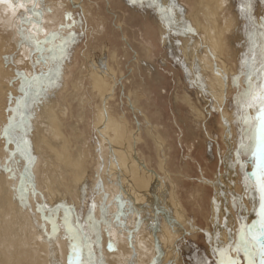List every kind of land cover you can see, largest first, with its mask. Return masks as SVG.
I'll list each match as a JSON object with an SVG mask.
<instances>
[{
  "label": "bare ground",
  "instance_id": "6f19581e",
  "mask_svg": "<svg viewBox=\"0 0 264 264\" xmlns=\"http://www.w3.org/2000/svg\"><path fill=\"white\" fill-rule=\"evenodd\" d=\"M133 1L128 0L130 3ZM155 1L158 3V10L155 11L154 17L156 26L160 28V44L164 50L174 52L173 46L176 40L178 42V31H184L187 26L181 22L179 8H176L179 16L175 14L174 0ZM103 3L108 6L107 0H103ZM198 3L193 23L188 25L190 36L187 34L182 38V61L179 67L185 78H188L187 84L197 89L199 108L192 106L189 97L183 98V104L190 108L193 114L191 117L190 114L186 115L184 122H187L189 131L195 126L208 136V140H213L212 134L206 131L205 127L213 113L210 108L212 100L210 101L206 94H209L210 99H214L215 111L216 107L217 110L221 109V112L227 109L226 102L232 89L230 85L237 87L242 83L244 86L246 73L243 72V64L249 62L248 56L253 53V48L257 49V43L262 45L264 33L260 34L262 38L259 33L258 37L253 38L251 33H246L240 28L231 30L233 20L226 15L227 0H198ZM256 7L257 5H254L255 14L259 11ZM30 9L40 14L39 21L22 24L21 16L26 20H33ZM102 17V10L95 0H0V264H52L51 259H55L57 254L55 248L60 245L62 248L70 246V252L73 251L74 258H77L79 254L73 250L74 236L76 231L82 234L84 230L78 222L75 206H84L83 196L89 186L96 196L99 195V201L96 198L97 204L90 207L86 221L89 226L86 230L98 241L103 229V241L108 243L109 249L118 247L120 258L113 264H150L149 260L153 254L155 259L164 260L162 264H178V254L172 251L168 255L169 251H163L162 247L165 249L167 246L166 250H171L174 248V240L186 236L192 239L199 235L204 238L214 264H227L229 260L247 264L243 251H240L243 260L240 254L234 252L235 243L240 242L241 247L245 240H251L253 234L259 235L260 220L257 213L260 211L261 199L257 178L253 175L256 171L255 161L253 171L244 175L245 179L253 184L244 202L243 182L237 184V163L240 157L238 153L243 146L241 142L236 147L233 146L230 121L226 118L221 121L225 129L226 150L220 152L221 149L217 148L219 165H222L223 171L216 172L212 179H206L202 175L199 179L202 184L198 186V191L200 190L201 194L196 195L194 205L204 199L202 194L208 191L207 188L212 192L207 227L200 231L196 224L187 218L177 198V183L181 182H176L175 178L173 180L169 173L166 155L168 146L159 134L160 131L152 127L145 115L141 116L145 121L143 124L144 130L147 129L146 135L156 153V171L146 165V159L139 158L137 149L144 142L140 140L139 130L131 134L130 148H127V145L120 146L118 130L121 125L110 115L112 111L108 108V102L113 97L105 91L112 81L114 85L118 81V84H121L122 81L115 79L116 73L111 76L114 68L104 66V57L99 61L96 55L94 56V49H91L93 40L91 45L87 41L82 51L86 53L88 49L91 50L93 57L88 59L89 62L77 66L78 74L70 81L69 67L76 57L78 41L87 30L88 24H99ZM80 23L85 27L80 26ZM236 26L235 23L234 27ZM90 29L93 30L92 26ZM52 33H55L57 38L52 43L43 45V53L35 51L27 39L30 37L35 41H43ZM123 42L126 43L125 40ZM177 48L178 46L175 49ZM101 49L105 55L108 49L100 46L98 52ZM206 52L208 55H205ZM90 53L86 56L89 57ZM112 56L116 57L115 52ZM136 67L138 69V66ZM189 74H192L191 79ZM261 74L264 76V72ZM34 77L36 79H33ZM202 78L208 80L210 89H204L198 84V81L202 82ZM251 79L254 83L259 82L257 76ZM68 90L71 95L69 99L74 103L76 111V117L67 126L74 141L72 146L60 128L66 127L67 110L63 107V99L55 103L56 115L54 113L51 119L49 112H46V107L51 105L49 96L62 98L63 93ZM136 93L128 96V104L130 110L138 114L140 111L135 105L141 102L142 98ZM246 101L240 102L239 110L241 113L248 108L255 111L256 107L254 122L257 128L259 102L254 101L251 96ZM89 104L93 108L91 119L89 115L92 109L89 111ZM30 105L34 107L33 116L29 115L27 110ZM28 115L32 116V119L30 128L26 129ZM90 121L93 127L90 129L94 135L85 129L91 127ZM28 136L35 145L27 140ZM92 138L98 140L94 146L90 143ZM233 148L237 158H233ZM49 165L51 168H48ZM53 174L59 178L62 174H69L71 180L67 185L62 184L65 185L64 191L68 198L62 194L57 198L59 188L54 181L56 177L54 179L51 176ZM49 182L51 187L48 186ZM53 185L57 188L56 191H53ZM48 197L50 202L46 201ZM232 200H235L238 209L243 210V213H235L236 217L230 207ZM68 202H71L70 206L66 205ZM130 203L133 208L128 210L132 213L127 215L125 207H130ZM160 224H163L165 232L160 230ZM244 232L248 239H245ZM62 237L70 238L66 245L65 240H61ZM99 243H102L101 239ZM164 243L165 246L162 245ZM23 246L33 248L29 247V253L24 251ZM85 248L88 257L81 256L79 264H102L103 259L95 261V250L91 243ZM164 252L168 256L161 259ZM41 255L47 258L46 263L42 262ZM105 255L110 257L107 253ZM53 262L56 263L55 260ZM154 264L159 263L155 260Z\"/></svg>",
  "mask_w": 264,
  "mask_h": 264
},
{
  "label": "rangeland",
  "instance_id": "374dc122",
  "mask_svg": "<svg viewBox=\"0 0 264 264\" xmlns=\"http://www.w3.org/2000/svg\"><path fill=\"white\" fill-rule=\"evenodd\" d=\"M151 1L153 2L149 3L147 0H134L132 3H130L128 2V0L127 2H125L124 0H119V2H117L116 0H107L108 2V6H107L104 3L102 4L103 0H95L96 3H99V6L103 13V17L100 18L99 24H97V22H95L96 24L93 22V25L88 24V28L86 27L87 30L84 32V35H82L80 37V40L78 41L79 43L76 42V44L78 43L76 57L73 59L72 63L70 64L71 68L69 67L70 69L69 72L71 74L70 81H73L74 78H76L77 76L75 74H78L77 66L84 64L86 61L89 62V60L93 57L92 54L90 53L91 50L89 49L86 53L82 52L84 51L83 45L87 43V41L89 44L93 40L94 43L91 49H94L93 50L94 56L96 55L97 60L99 61H101V58L103 59L104 57V63H103L104 66L107 67L108 65V67L111 66L110 67L111 69L114 68L113 69L114 71L112 70V73H110L111 76H113L114 73H116L114 75L115 79L116 80L121 79L122 81L121 84L120 83L118 84L119 81L118 82L115 81L117 85L116 84L114 85V81H112L108 89H106L105 91L106 93L112 95L113 97V98L111 97L112 99H110L108 102V108L112 111L110 115L111 117L117 119L119 124L121 125V129L118 130V137H119L118 142H120L119 143L120 146L124 147L127 145L126 147L130 148V145L132 143L131 134L136 133L139 130L141 132L139 134L140 140L144 141L143 144H140L139 148L137 149L139 158L140 160L146 159L145 160L146 165H149L150 168L152 167L156 171L157 168L156 153L152 147L150 139L146 135L147 129L145 128L144 130L145 124H143L145 121H143V117L141 116L142 114L145 115V117L150 122L152 127L157 128L160 131L159 134L161 135L162 139L165 140L168 146L167 147L168 151L166 152V155L168 157V163H169L168 169L170 170L169 173L171 174L173 180L175 178L177 179L176 182L178 181L181 182L180 184L177 183V189H178L177 198L180 204L182 205L183 209L185 210V214L187 215V218L192 222H194L200 231H204L207 227L206 224L208 223L207 217H209V213H208L209 200L212 197L211 196L212 192H210V188H207L208 191L202 194V196H204V199L202 198V200H199L197 205H194V203L196 202L195 197H197L199 193L201 194L200 190L198 191V186L202 184L201 182H199L201 175L204 176L206 179L208 178L212 179L216 172L221 173L223 171L222 165L221 166L219 165L218 152H217L218 147L221 149L220 152L226 150L225 140H224L225 129L223 127V124H221L222 118H226L230 121L229 127H230V133H232L231 137L234 143L233 146L236 147L240 142L242 143L243 146V148L239 150L238 153L240 157L237 163V167H238L237 173L239 175L237 184L243 182L242 186L244 187L245 190L244 202L246 201L245 198H248L247 196L250 192V188H252L251 186H253V184L250 181L245 179L244 175L248 172L251 173L255 166V158L253 157V151L255 146V132H256V126L254 122L256 107H254L255 111H251L250 108H248L243 113H241L239 110V104L240 102H244V101L247 102L246 100L248 99L249 96L253 97L255 95H259L260 88L262 85H264V76H262L261 74L262 64H264V38H262V35L260 36L262 32L264 33V20L262 19L264 18V0H254L255 1L254 3L251 2L250 0H236L235 1L236 3L233 2L234 0H227V7L229 10L226 8L227 10L226 15L228 18H230V20L231 19L233 20V24L231 23V30H233V28H240L246 33H251L253 38H256V36L259 33L260 38H262V43H261L262 45H259L257 43V45L255 46L257 49L253 48L252 49L253 53L248 56L249 62L247 61L245 62V64H243L244 66L243 72L246 73L244 77L245 80L244 86L242 85V83H240L238 85L239 86L238 89V86L236 87L235 85H230L232 89L230 90V94H229L230 97L228 96L229 99L226 102L227 109H225L224 112H221V109L217 110L218 109L217 107L215 111L214 99L212 98L210 99L209 94H206L208 99L210 101L212 100L210 108L213 113L209 121L206 123L205 127H206V131L212 134L211 136L213 140H208V136L203 131L196 128L195 126H192L193 130L189 131L187 127V122H184L186 115L190 114L189 116L191 117V115L193 114L191 113L190 108H188L186 105L183 104V98L189 97L192 106H194L195 108H199L198 107L199 101L197 98L198 95H196L197 89L194 86H191V84L190 85L187 84L188 78H185L183 72L179 67L180 62L182 61V54H181L182 38L187 34L190 36L188 25L191 26V24L193 23V18L194 16H196L195 10L196 8H198V4H199L198 0L197 2L196 0H174L177 6V7L174 6L175 7L174 12L177 16H179L178 10L176 8L180 9L181 22L184 24V26H187L185 27L184 31H181V29L180 31H178L179 33L178 42L177 40H176V44L175 42H173L175 45L178 46V48L175 49L177 46L175 47L174 45L173 46L174 52L172 51L168 52L164 50V47H162V45L160 44L159 41L160 28L156 26V20L154 17L155 11L158 10V3H156L155 0H151ZM155 4H157V6ZM131 5L133 6L131 7ZM254 5H257L256 8L259 9V11L256 14L254 13L256 11L253 10ZM94 11L96 12L95 7H94ZM77 20L78 22L80 21L78 17ZM235 23L237 24L236 27H234ZM80 24H81L80 26L85 27L84 24L83 25L82 23ZM104 24L106 25L104 26ZM91 26L93 30L90 29ZM180 26L182 27L183 25L180 23ZM231 38H232V32L230 39ZM123 40H125L129 46L126 45V43H124ZM100 46L106 47L105 50L108 49L107 51H105L106 52L105 55L103 54V50H102L103 48L101 49V51L98 52V48ZM95 50L96 52H94ZM88 52L91 54L89 55V57L86 56L87 54H89ZM114 52L116 55V57H114L115 60L112 56ZM205 55H208V53L206 52ZM223 57L224 60L226 61L227 59H225L226 58L225 53ZM238 65L239 63L237 64V66ZM136 66H138V69ZM253 76L254 77L257 76L259 82L254 83L251 79ZM191 78H192V74H189V79ZM207 83L208 80L205 78L204 79L202 78V82L198 81V84L201 85L204 89H210L209 88L210 86ZM69 91L70 90L63 93L65 96L62 94L63 95L62 98L49 96L51 97L50 100L51 105L49 107H46V112L50 113V114L48 113V116L50 117L49 119H51V116H54V113L56 112V108H54L55 103L63 101L62 103L63 107L67 110V115L65 119L66 127L65 129L64 126L63 127L59 126V127L63 129V134L66 140L68 141L69 145L72 146L74 141L71 138L72 135L70 133L71 132L70 128H68L67 126L76 117V111H75L74 103L72 104V102L69 99L71 97ZM135 92H137L136 95L142 98V101L139 102L137 105H135L136 108L139 109V111L141 112V113L139 112L138 114L136 112L133 113L130 110L128 104V102H130L128 96L131 97L132 93L134 94ZM96 104H98V102H96ZM204 107L207 108V106ZM33 108L34 107L30 105V107L27 109L29 115L33 116ZM89 111H91L90 112L91 114L89 115L91 119L93 117L92 114L93 108L91 107V105ZM29 115L26 119L27 120L26 129L27 128L29 129L31 126L32 116L29 117ZM229 115L231 117H229ZM136 121L138 122V124L136 123ZM90 126L91 127H85V129L88 133H92L94 135V133L91 131V129L93 128L91 121H90ZM128 135L130 137H128ZM88 136H90V134H88ZM38 138H40V135L38 136ZM27 140L34 144L33 141H30L29 136L27 137ZM96 140L97 138H92L90 140V143L93 144L92 146H94L98 141ZM121 143H123L124 145ZM88 146L91 148V145L88 144ZM233 152H234L233 158H237L236 156L237 153H235L234 148H233ZM54 167L56 168L57 164H55ZM48 168H51V166L49 165ZM51 176L54 179L56 177V175L54 174ZM66 176H68L67 179ZM66 176L62 174L60 178L56 177L57 180L56 179L54 180L57 182L56 185L59 188V192H57L58 197L57 195H55L56 193L53 194L57 198H60L62 195L65 198H68L66 196V192L64 191L65 185L62 186V184L67 185V182L71 180L69 174ZM48 186L51 187L50 182L48 183ZM56 190L57 188L53 185V191ZM89 193L91 195H89ZM95 196L96 193L91 191V186H89L86 189V192L83 196L85 201L84 206L79 205L80 207L78 208H76L75 206V212L78 213L77 215L78 222L82 227V229L84 230L82 231V234L80 233V231H76L75 233L76 238L74 236L75 242L73 241L74 242L73 250L77 252V255L79 254L78 255L79 257L77 256L78 259L74 258L75 254L73 251L70 252L69 250L70 243H69L68 244L69 247L67 246L68 248H62L61 245L55 248L56 249L55 252L57 254L55 255L56 256L55 259H51L52 264H54L53 260H55L56 262L55 264H60V263L65 264L66 260H67V264H79L80 257L86 255L85 246H87L88 243H91L94 247L95 261L97 260L100 261L101 259H103L102 264H113L116 263V261L120 258V255L118 253V247L115 246L114 249H109L108 243H105L103 241V234H104L103 229L100 232L98 241L96 240L94 235H91L86 230V228L89 226V224H86L87 223L86 221L89 217L88 214L91 208L95 205V203L97 204L96 200H98L97 197L99 195H97L96 197ZM46 201L50 202L49 197L46 199ZM131 204L132 203L129 204L130 207L129 206L127 208L125 207L127 215L132 213V211L131 212L129 211L130 208L131 209L133 208ZM66 205L70 206L71 202L66 203ZM230 207L231 210H233L232 213L235 217L238 212L243 213V210L238 209V207L236 206L235 200L231 201ZM259 212L257 213V215L260 220ZM145 226H147V224ZM159 228L161 231H164L163 224L162 225L160 224ZM244 236L245 239H248L247 234L245 232H244ZM83 237L85 240L83 239ZM69 239L70 238H64V239L63 237L61 238V240L63 241L65 240V245L67 244ZM100 239L102 243H99ZM165 240L167 241V239ZM84 242H86L87 244ZM235 244L236 247L234 249L235 250L234 252L240 254V251L239 252L237 251V248L240 246V242H236ZM162 245L165 246L166 244L164 243ZM29 247L27 246L24 247L25 248L24 251L25 252L28 251L30 253L31 252L30 248L31 247L33 248V246H31L30 248ZM173 247L174 248L171 250H166L168 249L167 246L165 247V249L162 247V249L165 252L169 251L168 255L172 251H174L175 254H178L179 256L177 262L178 264H214V261L210 256L209 250L202 235H199L192 239L191 237L186 236L181 238L180 240H174ZM60 248H62L61 249L62 251L60 250ZM75 248L77 250H75ZM106 250H108V252H106ZM152 252L155 253V250L152 249ZM165 252L162 254L161 259H164L168 256L166 255ZM64 253L68 255L65 254L64 256L63 255ZM106 253L110 255V257H107L105 255ZM111 254L113 256H111ZM69 255L72 257L70 258ZM43 256L41 255L42 262L46 263L47 258L45 257V255ZM152 256L149 260V263L151 261L150 264H152V262L154 264L155 260L159 264H162L164 262V260L160 261L155 259L156 257L154 256V254ZM239 256L242 259L241 254ZM57 257L58 259H56ZM57 260L59 261V263Z\"/></svg>",
  "mask_w": 264,
  "mask_h": 264
},
{
  "label": "snow or ice",
  "instance_id": "6c2138e0",
  "mask_svg": "<svg viewBox=\"0 0 264 264\" xmlns=\"http://www.w3.org/2000/svg\"><path fill=\"white\" fill-rule=\"evenodd\" d=\"M30 14L33 17V20H26L23 16L20 17L22 24L31 23L33 21H39V13L36 12L34 9H30ZM23 36V29L21 30ZM57 38L55 33L50 34L45 40L43 41H35L32 40L30 37L27 38L29 42L34 46L35 51L43 53L44 44H50L53 40ZM51 50V49H50ZM261 71L264 72V64H262ZM22 76V74H19ZM33 79H36L34 77ZM30 83V82H29ZM254 101H258V113L256 116V120L258 121V125L255 132V146L253 151V157L256 161V171L253 175L257 178V187L260 192L261 198V205H260V230L259 235L253 234L251 236V240H245L241 247L237 248V251H243L244 256L247 260V264H264V85L260 88L259 95L253 96ZM251 106V105H250ZM255 228V225H253ZM55 230V226H54ZM243 239V236H242ZM227 264H239L238 261L229 260Z\"/></svg>",
  "mask_w": 264,
  "mask_h": 264
}]
</instances>
